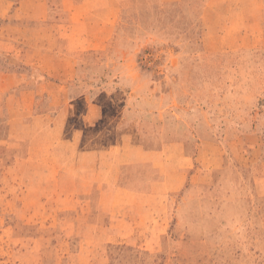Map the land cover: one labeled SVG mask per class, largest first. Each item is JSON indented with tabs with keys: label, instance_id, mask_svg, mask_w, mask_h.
Here are the masks:
<instances>
[{
	"label": "rangeland",
	"instance_id": "374dc122",
	"mask_svg": "<svg viewBox=\"0 0 264 264\" xmlns=\"http://www.w3.org/2000/svg\"><path fill=\"white\" fill-rule=\"evenodd\" d=\"M91 2L0 0V264H264V0Z\"/></svg>",
	"mask_w": 264,
	"mask_h": 264
},
{
	"label": "crops",
	"instance_id": "0c3cea01",
	"mask_svg": "<svg viewBox=\"0 0 264 264\" xmlns=\"http://www.w3.org/2000/svg\"><path fill=\"white\" fill-rule=\"evenodd\" d=\"M24 1L27 3L29 0H24ZM44 1L51 2L52 0H44ZM58 1L60 2L59 6L61 10L63 11L64 9H66V2L68 0H58ZM89 1H92L91 2L92 10L96 11V13L100 14V16H104L102 20L96 22V26L98 27V30L102 29L104 32L107 31V29L109 28V24L112 25V21H113V20L111 21V18L113 17V11H114L113 9L115 7L114 0H89ZM78 4L79 3H74L72 5V9L70 10V15L76 14L75 5L77 6ZM23 14L25 17L28 18L30 17L31 19H34L33 18L34 15L32 14V12H27L26 10L24 11ZM247 26L250 27L251 29L250 31L253 34L257 32L259 33V31H261L262 27H264V11L262 8L256 7L254 8L253 11L249 13ZM111 29L112 28L110 26V30Z\"/></svg>",
	"mask_w": 264,
	"mask_h": 264
}]
</instances>
